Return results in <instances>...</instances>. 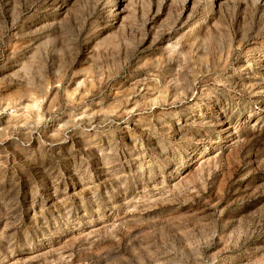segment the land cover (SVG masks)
Returning <instances> with one entry per match:
<instances>
[{
    "label": "rangeland",
    "instance_id": "obj_1",
    "mask_svg": "<svg viewBox=\"0 0 264 264\" xmlns=\"http://www.w3.org/2000/svg\"><path fill=\"white\" fill-rule=\"evenodd\" d=\"M0 264H264V0H0Z\"/></svg>",
    "mask_w": 264,
    "mask_h": 264
}]
</instances>
